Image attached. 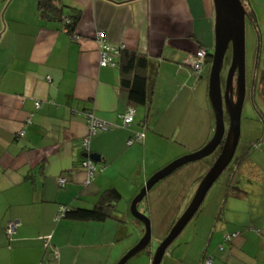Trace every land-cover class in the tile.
Here are the masks:
<instances>
[{
    "label": "crops",
    "instance_id": "0c3cea01",
    "mask_svg": "<svg viewBox=\"0 0 264 264\" xmlns=\"http://www.w3.org/2000/svg\"><path fill=\"white\" fill-rule=\"evenodd\" d=\"M40 1L0 0V264H118L143 236L135 218L130 221L127 213L117 211L118 203L105 221H57L56 215L62 207L92 209L109 189L132 203L154 173L184 155L181 149L174 158L150 161V143L157 135L148 129L144 144L127 146L133 134L145 129L147 117L150 127L154 98L167 73L166 82L176 88L171 104L181 109L178 118L188 117L198 98L213 121L206 104L209 66L205 63L197 74L192 63L199 49L213 51L214 3L54 0L64 7L65 17L81 13L72 39L63 22L41 17ZM251 2L245 0L247 12L264 23V5L257 10ZM98 33L150 63L151 103L143 111L136 108L127 129L120 118L129 107L128 93L118 68L100 66ZM86 111L113 127L90 141V154L101 156L90 182L82 166ZM214 128L211 122L210 137ZM137 151L142 156L138 174ZM252 154L234 179L246 195H225L230 177L221 194L214 193V185L161 264H200L206 256L212 264H264V177H249L264 168ZM61 178L66 179L63 188ZM9 223L17 224L12 235L6 232ZM43 237L51 238L48 247ZM146 253L149 257L127 264H151L152 250Z\"/></svg>",
    "mask_w": 264,
    "mask_h": 264
},
{
    "label": "rangeland",
    "instance_id": "374dc122",
    "mask_svg": "<svg viewBox=\"0 0 264 264\" xmlns=\"http://www.w3.org/2000/svg\"><path fill=\"white\" fill-rule=\"evenodd\" d=\"M251 3L254 8L259 10L260 5H264V0H253ZM245 33L247 93L241 119V138L232 164L225 170L215 184L214 193L218 191V194H221V191L225 189L228 179L231 176V169L234 162L237 157L241 155L243 150L247 151L256 146L255 149L252 150L253 161L264 168V100L257 92L252 97V86L256 68L257 66L259 70L264 68V23L260 20L251 22L247 19ZM257 61L259 65L257 64ZM230 64L231 50H229L226 55L224 68L221 74L223 87ZM168 79V73L165 75V81L160 79L161 86L154 98V104L150 113L151 123L149 128H152V130H148L149 133L152 132L157 135L156 140L150 143L152 145L150 150L151 155L150 153L148 154L150 161H152V157L154 156L168 157L171 155L173 156L172 158H174L177 156L179 150L182 149L184 151L181 153L184 155L178 158L176 157L166 166L178 159L191 155L204 147L212 137V135L210 137L207 133L211 122H213V126H215L214 117L213 121H211L212 117L206 114L208 112L198 98H195L193 103L189 106L188 117L184 120L179 119L178 112L181 109L178 110L177 106H172L173 104H171V96L174 94V89L176 88L169 86V83L166 82ZM206 81L208 83L207 85H209V74L207 75ZM208 102L209 98H207L206 104ZM168 105L172 106L169 111L166 109ZM138 108L143 111L142 107ZM208 108L213 115L210 102ZM164 112H166L165 115ZM182 143L185 145V148L181 145ZM140 145L142 144H137V146ZM141 161L142 156H140L137 151V174L139 173V169H142V166L140 165L141 163H139ZM213 163L214 154L204 160L193 162L180 168L171 176L158 183L139 204V211L148 216L151 220L152 242L151 246L148 248V251L152 250L151 256H154L162 241L167 237L165 235L171 223L174 222L175 219L180 218L185 212L198 189L200 184L199 179L204 174L206 175ZM249 177L252 179H258L264 177V173L250 174ZM140 186L138 187L140 188ZM117 206V211L118 209L124 211L127 213L126 218L128 217L130 221L134 220L130 211L131 202L129 203L126 196H123L122 194V198ZM137 227H140L144 231V225L138 223V221ZM128 230L129 233L132 232L133 228L131 225H128ZM43 239L45 246L46 244H50L51 238L43 237ZM48 239L50 241L46 242ZM148 255L149 254L146 252H143L132 258L130 261H138L141 257H149Z\"/></svg>",
    "mask_w": 264,
    "mask_h": 264
},
{
    "label": "water",
    "instance_id": "95a60500",
    "mask_svg": "<svg viewBox=\"0 0 264 264\" xmlns=\"http://www.w3.org/2000/svg\"><path fill=\"white\" fill-rule=\"evenodd\" d=\"M213 3L215 41L208 85V98L215 121L213 137L199 151L178 159L156 172L134 198L130 211L132 216L144 225L143 236L118 264H127L132 258L144 252L152 242L151 220L139 211L138 206L158 183L180 168L210 157L221 146L220 155L201 180L185 212L156 250L151 264H161L169 247L194 218L209 191L233 162L236 155L241 138V119L247 93L245 29L248 12L242 0H213ZM229 50H231V64L223 87L221 74ZM225 115L229 121L228 129ZM85 158H89L93 163H99L101 160V156L97 154H86Z\"/></svg>",
    "mask_w": 264,
    "mask_h": 264
},
{
    "label": "trees",
    "instance_id": "16d2710c",
    "mask_svg": "<svg viewBox=\"0 0 264 264\" xmlns=\"http://www.w3.org/2000/svg\"><path fill=\"white\" fill-rule=\"evenodd\" d=\"M244 2H245V0L243 1V3ZM244 5H245V3H244ZM245 7H246V5H245ZM39 11H40L41 17L44 18L45 20L63 22L64 27H65V29H64L65 32L67 31L66 33L73 39V37L75 35V30L79 24L80 17H81L80 11H73L71 16L65 17L64 7L54 0H41L40 6H39ZM248 19L251 22H255V20H256L255 16L251 13H248ZM111 45L114 47L115 46L121 47L124 44H117V45L111 44ZM206 63L208 64V66H209L208 69L210 71V67H211V63H212V52H210V51L208 52ZM257 64L259 65L258 61H257ZM105 68H118L119 69L120 76H121V86L128 93L129 107L126 110V113L124 115H122L120 118L122 121V127L124 129H127V128L131 127V125L134 123L135 115H136V108L147 107L151 103L150 79H149V76L147 74V71L150 69L149 60L143 56L137 55L136 53L129 52L125 48V49L120 51L118 59L115 61V66H112V67L108 66ZM200 73H197V74H200ZM256 92L259 93L260 96L264 100V68L262 70H259L258 66L256 68V73L254 75V80H253L252 97L254 94H256ZM130 108H133L135 110L134 115H133V121L130 124L125 125L124 116L128 113V110ZM86 112H89V111H86ZM86 112H84V118H85ZM148 118L149 117H147V119L145 120L144 125H142V127L145 129L142 132L133 134L129 138L128 142L132 141L133 144L128 145V142H127L128 147H132V146L140 144V143L144 144V141L146 138V130L147 129L150 130L149 126L147 127L145 125L147 123ZM225 122H226V127L228 129L229 121H228V118L226 115H225ZM112 128L113 127L111 125V129ZM139 136H142V137L138 138ZM81 144H82V148H83V140H82ZM255 147L247 150L243 155L238 156L236 161L234 162V165L231 169V176H230L231 180L227 186L226 193H225L226 196L243 197L246 195L245 191H243L239 186L235 185L234 179L236 177V174L240 171V168L242 167L243 163L248 159L250 154L253 152L252 150L255 149ZM83 150L85 152L84 148H83ZM220 152H221V146L214 153V162L217 159V157L220 155ZM88 154H90V150H89ZM88 161H91V160L89 158H85L82 161V166L85 162H88ZM93 165L95 167V163H93ZM95 173H96V168H95ZM204 176H205V174L199 179V182H201V180L203 179ZM121 198H122V196L118 190H116V189L106 190L105 192L102 193L98 202L96 203V205L92 209H83V208H74L73 209V208H69V207H63V208H65L63 219L67 218V219L73 220V221H85V222L105 221V220L113 217V213L116 210L115 209L116 203H118L121 200ZM202 206H201V208H202ZM201 208L199 210H201ZM197 213H196V215H197ZM195 216H194V218H195ZM177 220L172 223L168 234L170 233L171 229L173 228V226L175 225ZM8 226H9V224H8ZM8 226L6 228V232L8 230ZM228 238H229V236H228ZM150 246H151V244L148 246V248ZM148 248L144 252H148ZM167 251H169V249ZM209 258H211L212 263H213V258L208 257V256L204 257L201 262H203Z\"/></svg>",
    "mask_w": 264,
    "mask_h": 264
},
{
    "label": "built area",
    "instance_id": "2783aa9c",
    "mask_svg": "<svg viewBox=\"0 0 264 264\" xmlns=\"http://www.w3.org/2000/svg\"><path fill=\"white\" fill-rule=\"evenodd\" d=\"M67 32V31H66ZM76 38V35H74L73 39ZM97 41L100 48V58H99V64L101 67H108V66H115V61L118 59V56L120 54V51L126 48V45H122L121 47L118 46H112L109 44L102 33L97 34ZM208 50L206 48H201L196 53V60L192 63L193 69L200 73L203 70V67L206 63V59L208 56ZM37 107H40V104L37 103ZM135 110L133 108H130L128 110V113L124 116V122L125 125L130 124L133 121V115ZM85 119L88 126V133L83 139V148L85 149V152L88 154L90 150V141L91 139L97 135L100 132L108 131L111 129V125L107 122L102 121L98 117L95 116L93 112H86L85 113ZM20 136H24V132L20 133ZM142 136H139L140 138ZM133 142L129 141L128 145H132ZM83 168L87 170L88 173V181L90 182V178L94 177L95 175V167L91 161L85 162L83 164ZM66 179L61 178L59 180V185L63 188L65 187ZM64 212L65 208H60L59 212L57 213L56 220H60L64 218ZM17 229V224L15 223H9L7 233L9 235L13 234ZM233 237H237V234L232 235ZM228 241L231 240V237L227 238ZM50 241L49 239L46 241ZM200 264H212L211 258L206 259L205 261L201 262Z\"/></svg>",
    "mask_w": 264,
    "mask_h": 264
},
{
    "label": "flooded vegetation",
    "instance_id": "af4514ba",
    "mask_svg": "<svg viewBox=\"0 0 264 264\" xmlns=\"http://www.w3.org/2000/svg\"><path fill=\"white\" fill-rule=\"evenodd\" d=\"M243 1V0H242Z\"/></svg>",
    "mask_w": 264,
    "mask_h": 264
}]
</instances>
